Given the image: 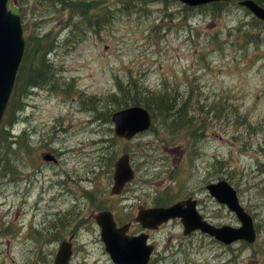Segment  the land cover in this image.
<instances>
[{
    "label": "rangeland",
    "instance_id": "obj_1",
    "mask_svg": "<svg viewBox=\"0 0 264 264\" xmlns=\"http://www.w3.org/2000/svg\"><path fill=\"white\" fill-rule=\"evenodd\" d=\"M237 1L218 10L177 0H17L28 57L40 39L52 74L23 96L9 133L0 130V156L9 160L0 178V264H53L76 229L69 264H114L91 212L110 210L122 224L139 206L169 205L218 179L236 190L255 240L186 236L174 218L146 229L149 264H264V22ZM126 94L153 117L130 140L114 134L110 119L132 105L124 106ZM46 151L58 161L43 160ZM125 152L135 177L112 197L114 163ZM198 195L201 213L240 226L226 205Z\"/></svg>",
    "mask_w": 264,
    "mask_h": 264
},
{
    "label": "water",
    "instance_id": "obj_2",
    "mask_svg": "<svg viewBox=\"0 0 264 264\" xmlns=\"http://www.w3.org/2000/svg\"><path fill=\"white\" fill-rule=\"evenodd\" d=\"M188 6H198L224 0H177ZM0 0V121L7 106L13 89L18 67L23 57L25 39L21 23L20 10L17 0ZM239 5L246 8L256 18L264 21V7L255 0H241ZM113 132L125 140L147 131L152 125L150 111L142 105L135 104L115 110L111 114ZM44 160L53 159L48 153L42 154ZM135 176L128 153L121 154L114 163L113 184L109 193L119 194L125 184ZM209 193L218 202L225 204L233 211L241 225L232 227L223 225L215 227L202 220L194 202L176 201L167 206L141 208L134 219L145 229H156L162 223L173 218H180L184 234L199 229L214 236L219 241L229 244L236 240L251 243L255 240V229L251 216L240 205L236 190L226 181L220 179L207 185ZM100 227V238L104 248L114 264H147L152 244H146L147 234L129 236V223L116 226V222L109 210H101L94 215ZM71 237L61 240L54 255L53 264H68L72 255Z\"/></svg>",
    "mask_w": 264,
    "mask_h": 264
},
{
    "label": "trees",
    "instance_id": "obj_3",
    "mask_svg": "<svg viewBox=\"0 0 264 264\" xmlns=\"http://www.w3.org/2000/svg\"><path fill=\"white\" fill-rule=\"evenodd\" d=\"M255 1L258 4L264 6V4H262L260 1L258 0H255ZM207 5L215 6L219 8L218 10H221L220 8L221 6L225 5V2L210 3ZM35 44H36L34 48L35 56L34 58L31 57L30 59L28 57V52H26V46H25L24 54H23L21 63L19 65L18 71H17L15 84H14L10 99L8 101L7 107L5 109L4 115L0 122V130H6L7 133H9V127L16 124L17 122L16 113L20 112L23 109L22 108L23 107V104H22L23 96L26 95L31 89L38 88L42 85H45L50 80L49 77L52 74L51 65L48 62L47 58H45L46 48H42L40 46V39H36ZM40 50H43V51H40ZM47 52H49V50ZM124 96H125L124 106H127L128 103H131L132 105L139 104V105L146 107L147 109H150L148 105H145L140 100H137L136 96L132 97L130 94H126ZM159 100L160 102H167L165 101L166 100L165 95L160 96ZM170 100L171 102L169 105L173 106V104H175V102L173 101V98ZM159 109L164 113L171 110V108H168V106L166 105L164 107H159ZM175 114H180V109H177ZM5 120L7 122H5ZM13 137L10 136V138H13ZM8 138L6 139L4 138L6 150L11 148V144L6 143ZM1 147L2 145L0 146V148ZM0 166H1L0 167V178H2L5 176V173L7 172V169L9 166V160L6 158L5 155L0 156Z\"/></svg>",
    "mask_w": 264,
    "mask_h": 264
},
{
    "label": "flooded vegetation",
    "instance_id": "obj_4",
    "mask_svg": "<svg viewBox=\"0 0 264 264\" xmlns=\"http://www.w3.org/2000/svg\"><path fill=\"white\" fill-rule=\"evenodd\" d=\"M44 153H48L49 155H51L52 156V158L53 159H50V160H45V161H47V162H53V163H56L57 161H58V158H57V156L55 155V154H53L52 152H49V151H46V152H44ZM43 153V154H44ZM43 159V158H42ZM44 160V159H43ZM219 180V179H218ZM215 181H217V180H210V181H208V182H205V184H204V182H202V185H201V187H196L195 189H190L185 195H184V197H182L181 199H179V200H177V201H189L190 199H191V201L193 200V201H195L194 202V204H195V207H196V209H197V211H198V213H199V215L201 216V218H202V220H204V221H206V222H208L209 224H211V225H213V226H215V227H221V226H223V225H227V226H232V227H236V226H233V225H231V224H227V223H223V224H221L219 221H218V216H215V214L212 212V213H209V212H203V213H201L200 212V199H199V195H198V193H199V191L201 190V191H203V192H207L208 193V195L209 196H211V197H213L210 193H209V191H208V189H207V185H209L210 183H215ZM129 183V182H128ZM128 183H126L125 185H127ZM112 184H113V182H112ZM112 186V185H111ZM125 187V186H124ZM124 189V188H123ZM122 189V190H123ZM110 190V189H109ZM122 192V191H121ZM110 194V193H109ZM118 195H120V194H118ZM112 197H115L116 195H111ZM214 198V197H213ZM215 199V198H214ZM218 201V200H217ZM176 202V201H175ZM174 203V202H173ZM220 203V202H219ZM172 204V203H171ZM154 206H167V205H154ZM154 206H148V207H154ZM141 208H147V207H144V206H139V208L137 209V212H138V210L139 209H141ZM228 208V207H227ZM100 210H107V209H99V210H97L96 212H98V211H100ZM110 211V210H109ZM96 212H91L89 215H88V217L89 218H91L92 219V221H94L95 223H96V221H95V219H94V213H96ZM111 213H112V215H113V218H114V220H115V217H114V214H113V212L112 211H110ZM135 217V216H134ZM134 217H133V220H128V221H126V222H124V223H122V224H120V223H118L116 220H115V222H116V226H121V225H123V224H126V223H129V227H128V230H127V234L129 235V236H133V235H138V234H140V233H145V234H147V238H146V244H150L149 242H148V233H146L145 231H146V229L145 228H143L142 226H141V224L138 222V221H136L135 219H134ZM174 219V218H173ZM179 220H180V218H178ZM168 222V221H167ZM181 222V221H180ZM135 223H137V224H139L140 226H141V228L143 229V230H139V231H134V230H131V228L133 227V225L135 224ZM166 223V222H165ZM165 223H162L159 227H161L163 224H165ZM181 224H182V222H181ZM182 227H183V224H182ZM149 230H151V229H149ZM255 232H256V230H255ZM195 233H199L200 235H204V236H209V237H212V238H214L215 240H217V241H219L217 238H215L214 236H212V235H209V234H207V233H204V232H202L201 230H199V229H196V230H193V231H191L189 234H184V230H183V234L184 235H186V236H188V235H192V234H195ZM78 236V230L76 229V230H74L73 232H71L70 233V235H69V237L68 238H72V249L74 248V246H75V242H76V237ZM67 238V239H68ZM238 241H243V240H238ZM238 241H234V242H232V243H235V242H238ZM219 242H221V241H219ZM222 243V242H221ZM232 243H229V244H225V243H222V244H224V245H231ZM153 252H154V246H153V250H152V252L150 253V257H149V260H148V262H147V264H149L151 261H150V259H152V254H153Z\"/></svg>",
    "mask_w": 264,
    "mask_h": 264
},
{
    "label": "bare ground",
    "instance_id": "obj_5",
    "mask_svg": "<svg viewBox=\"0 0 264 264\" xmlns=\"http://www.w3.org/2000/svg\"><path fill=\"white\" fill-rule=\"evenodd\" d=\"M229 0H224V2L226 3V2H228ZM241 0H238L237 2H238V4H239V2H240ZM207 4H210V3H207ZM203 5H206V4H203ZM202 5V6H203ZM5 112V111H4ZM114 173V172H113ZM229 209V208H228ZM230 210V209H229ZM236 215V214H235Z\"/></svg>",
    "mask_w": 264,
    "mask_h": 264
}]
</instances>
